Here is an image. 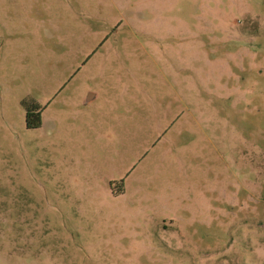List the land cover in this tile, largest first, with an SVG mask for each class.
Segmentation results:
<instances>
[{
  "label": "rangeland",
  "instance_id": "rangeland-1",
  "mask_svg": "<svg viewBox=\"0 0 264 264\" xmlns=\"http://www.w3.org/2000/svg\"><path fill=\"white\" fill-rule=\"evenodd\" d=\"M0 264H264V0H0Z\"/></svg>",
  "mask_w": 264,
  "mask_h": 264
},
{
  "label": "trees",
  "instance_id": "trees-1",
  "mask_svg": "<svg viewBox=\"0 0 264 264\" xmlns=\"http://www.w3.org/2000/svg\"><path fill=\"white\" fill-rule=\"evenodd\" d=\"M42 125V113L39 106H32L27 111V127L29 129L39 128Z\"/></svg>",
  "mask_w": 264,
  "mask_h": 264
},
{
  "label": "water",
  "instance_id": "water-1",
  "mask_svg": "<svg viewBox=\"0 0 264 264\" xmlns=\"http://www.w3.org/2000/svg\"><path fill=\"white\" fill-rule=\"evenodd\" d=\"M91 98H93V95H92V94L89 95V100H90Z\"/></svg>",
  "mask_w": 264,
  "mask_h": 264
}]
</instances>
